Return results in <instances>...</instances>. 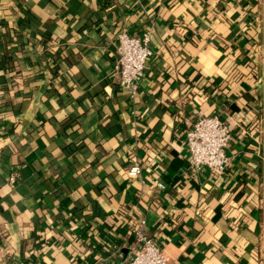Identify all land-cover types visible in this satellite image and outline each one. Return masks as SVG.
Listing matches in <instances>:
<instances>
[{
	"label": "crops",
	"instance_id": "obj_1",
	"mask_svg": "<svg viewBox=\"0 0 264 264\" xmlns=\"http://www.w3.org/2000/svg\"><path fill=\"white\" fill-rule=\"evenodd\" d=\"M122 29L150 31L134 98ZM208 114L222 174L189 167ZM141 218L174 264H264V0H0V264H128Z\"/></svg>",
	"mask_w": 264,
	"mask_h": 264
},
{
	"label": "built area",
	"instance_id": "obj_2",
	"mask_svg": "<svg viewBox=\"0 0 264 264\" xmlns=\"http://www.w3.org/2000/svg\"><path fill=\"white\" fill-rule=\"evenodd\" d=\"M117 69L119 86L126 90L131 98L139 93L140 80L145 76L147 60L152 55L150 47V31L136 36L122 29L116 38ZM184 141L189 151V167L195 171L203 166L215 174L225 172L229 158L225 152L232 132L230 125L218 114L198 115L194 120L183 119ZM142 172L138 162L131 163L127 168L129 177H137ZM15 181V175L9 177ZM159 187L164 185L159 183ZM145 220L137 221L134 227V241L130 246L128 264H174L162 249L144 233Z\"/></svg>",
	"mask_w": 264,
	"mask_h": 264
},
{
	"label": "trees",
	"instance_id": "obj_3",
	"mask_svg": "<svg viewBox=\"0 0 264 264\" xmlns=\"http://www.w3.org/2000/svg\"><path fill=\"white\" fill-rule=\"evenodd\" d=\"M56 49H57L56 50L57 52L59 50L58 54L61 57H65L66 56L65 47H64V45L62 43H58V46L56 47ZM54 58H56L54 55L51 54L50 57L48 55V58H47L48 59V62L45 63L46 67H50L49 64H50L51 60H53ZM0 242H1V232H0Z\"/></svg>",
	"mask_w": 264,
	"mask_h": 264
}]
</instances>
